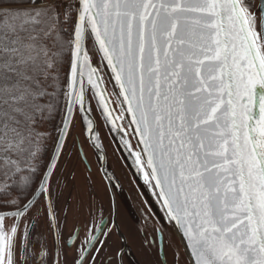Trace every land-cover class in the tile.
I'll return each instance as SVG.
<instances>
[{
    "label": "snow or ice",
    "instance_id": "6c2138e0",
    "mask_svg": "<svg viewBox=\"0 0 264 264\" xmlns=\"http://www.w3.org/2000/svg\"><path fill=\"white\" fill-rule=\"evenodd\" d=\"M258 7L259 14L249 0L0 7V264H123L120 250L111 256L106 247L119 225H97L93 216L66 233V213L63 222L57 213L60 160L77 120L102 165L104 125L134 157L166 221L148 245L157 264H168V226L192 264H264V0ZM38 215L51 250L33 246ZM179 259L173 253V264Z\"/></svg>",
    "mask_w": 264,
    "mask_h": 264
},
{
    "label": "flooded vegetation",
    "instance_id": "af4514ba",
    "mask_svg": "<svg viewBox=\"0 0 264 264\" xmlns=\"http://www.w3.org/2000/svg\"><path fill=\"white\" fill-rule=\"evenodd\" d=\"M259 2L260 0H249L252 11L257 14H259ZM108 89L112 91L109 85ZM110 98L112 101L116 99L115 96ZM114 106L118 113V105ZM94 116L98 122H102L98 110L94 112ZM98 129L109 164L118 179V185L110 187L104 179L93 148L89 143L84 142L85 137L77 120L73 138L68 140L60 160L57 185L59 198L56 204L58 216L63 222L66 213V233L72 232L77 225L83 227L93 216L97 225L101 218L109 222L110 228L119 225L118 230L112 228V235L108 237L107 254L115 256L119 249L123 255V264H157L154 248L150 249L148 245L154 235H157L153 231L154 226L160 223L166 224L163 212L151 189L144 184L142 176L138 174L136 178L132 174L126 161L110 140L105 127ZM128 132L131 138L129 129ZM131 143H136L133 138ZM40 212L42 213L43 209H40ZM36 224L33 246L51 250L52 235L47 230V222L43 215H38ZM168 227L163 249V252L167 253L168 264H173V253L176 252L180 256L179 264H189L171 226ZM101 239L103 240L104 237ZM37 241L40 243L37 244ZM156 243H159L158 236ZM68 256L70 261L72 254L68 253ZM164 258L162 253L159 259L162 261Z\"/></svg>",
    "mask_w": 264,
    "mask_h": 264
},
{
    "label": "water",
    "instance_id": "95a60500",
    "mask_svg": "<svg viewBox=\"0 0 264 264\" xmlns=\"http://www.w3.org/2000/svg\"><path fill=\"white\" fill-rule=\"evenodd\" d=\"M109 86L111 87V89H112V91H113L112 84H109ZM115 91H118V88L115 89ZM109 99H110V104H111L112 100H111V98H109ZM112 106L115 108L114 104H113ZM113 114H114V115H117L118 113H117V111H114ZM93 118L95 119L94 113H93ZM100 118H101V120H103L102 117H100ZM118 123H119V121H118ZM79 125H80V123H79ZM104 127H105V129L107 130V133H108V135H109L110 140H111L112 143L115 145V147H116L118 153H119V154L123 157V159L126 161V163H127L128 167L130 168L132 174H133L136 178H138V173H137V170H136V167H135V164H134V157L128 155V150H127V149H125V148H123V147H118V142H119V140H120V137H119V136H116V139L114 140V139H113L114 133L108 131V126H107V125H104ZM129 129H130V132H131V128H129ZM98 132H99V129H98ZM83 134H84V137H85V136H86V133H83ZM99 136H100V141H99V142L101 143V147H102V149H103L104 156L106 157V159H105L104 162H103V165L101 164V161L97 158L96 150L91 146V144H90V146L93 148V153H94L95 157L97 158V160H98V162H99V165H100V171H101V173H102L104 179L107 181V183L109 184L110 187H111V186H117V185H118V183H117V182H118V179H117L115 173L113 172V170H112V168H111V166H110V164H109L108 155H107L106 149H105V147H104V144H103V141H102V137H101V135H100V132H99ZM125 138H126V139H129V136H128V137H125ZM133 139H134V138H133ZM134 140H135V139H134ZM135 142H136V140H135ZM138 150H139V149H138ZM82 154H83V152H82ZM83 155H84V154H83ZM172 232H173L174 236L179 240L180 245H181V247H182V249H183V251H184V253H185V256H186L187 261H188L190 264H192L194 258L191 257V255H190V253L188 252V250H186L185 247L183 246V240H182L180 234H179L178 232H176L174 229H172Z\"/></svg>",
    "mask_w": 264,
    "mask_h": 264
},
{
    "label": "trees",
    "instance_id": "16d2710c",
    "mask_svg": "<svg viewBox=\"0 0 264 264\" xmlns=\"http://www.w3.org/2000/svg\"><path fill=\"white\" fill-rule=\"evenodd\" d=\"M20 0H0V7H11L14 6L15 4H18ZM70 31V29H69ZM67 68V65L65 66ZM47 127V125L45 126ZM51 150V145H49V151ZM47 156H45V160H47Z\"/></svg>",
    "mask_w": 264,
    "mask_h": 264
}]
</instances>
